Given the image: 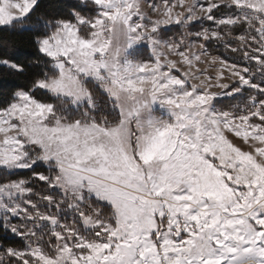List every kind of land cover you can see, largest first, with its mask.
<instances>
[{
    "label": "rangeland",
    "instance_id": "1",
    "mask_svg": "<svg viewBox=\"0 0 264 264\" xmlns=\"http://www.w3.org/2000/svg\"><path fill=\"white\" fill-rule=\"evenodd\" d=\"M36 1L0 0V24ZM81 1L99 15L38 40L56 74L36 87L85 119L29 93L0 109V221L25 241L0 264H264V100L216 104L249 84L214 53L237 18L211 15L251 8L264 30V0Z\"/></svg>",
    "mask_w": 264,
    "mask_h": 264
},
{
    "label": "trees",
    "instance_id": "2",
    "mask_svg": "<svg viewBox=\"0 0 264 264\" xmlns=\"http://www.w3.org/2000/svg\"><path fill=\"white\" fill-rule=\"evenodd\" d=\"M99 11L97 4L90 1L37 0L24 18L10 25L0 26V109H5L15 102L19 93H29L39 101L53 103L56 109L60 107L58 103L64 105L66 103L69 106L70 115L65 112L67 115L63 116L67 119H85L82 118L81 111L87 109L89 104L74 107L67 104L70 100L53 96L50 92L36 87L38 82L56 74L53 60L40 50L38 40L49 36L59 26V22L74 21L78 14L93 18L99 15ZM260 14L263 13L251 8H239L225 4L212 10L211 15L214 18L232 16L237 18L231 24L225 23L219 30H223V33L227 31L228 40L219 39L215 46L219 51H214V53L220 56L223 54L222 57L236 65L249 84L236 94L220 101L217 100L216 104L223 109H240L243 106L254 108L258 101L264 100V30H262L263 26L258 24ZM198 26L199 24L195 23L191 29H198ZM173 32L180 31L177 29ZM211 43L213 42L209 41L208 45ZM4 61L11 62L13 65L6 64ZM90 90L93 103H98L97 99L102 94L106 95L101 89L99 90L98 86H92ZM60 112L62 113V110ZM95 113L98 116L97 119H107L105 125H115L120 121L119 111L115 108L97 110ZM43 171L44 166H35L29 171L7 174V179L10 181L22 178L29 180L32 174ZM33 184L35 189L37 184ZM24 244V239L11 236L6 226L0 221V248H22Z\"/></svg>",
    "mask_w": 264,
    "mask_h": 264
},
{
    "label": "crops",
    "instance_id": "3",
    "mask_svg": "<svg viewBox=\"0 0 264 264\" xmlns=\"http://www.w3.org/2000/svg\"><path fill=\"white\" fill-rule=\"evenodd\" d=\"M0 26H2V25L0 24Z\"/></svg>",
    "mask_w": 264,
    "mask_h": 264
}]
</instances>
